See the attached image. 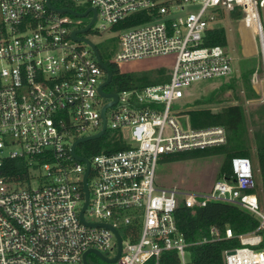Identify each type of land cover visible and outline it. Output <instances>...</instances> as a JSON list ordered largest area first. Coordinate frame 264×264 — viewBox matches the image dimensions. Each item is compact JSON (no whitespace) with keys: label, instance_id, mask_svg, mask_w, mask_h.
I'll return each mask as SVG.
<instances>
[{"label":"built area","instance_id":"built-area-1","mask_svg":"<svg viewBox=\"0 0 264 264\" xmlns=\"http://www.w3.org/2000/svg\"><path fill=\"white\" fill-rule=\"evenodd\" d=\"M70 1L74 7L51 3L90 10L80 16L54 10L47 0H0V264H85V253L88 262L93 250L110 259L118 256L114 264L158 262L164 251L177 250L186 264L191 243L179 230L175 210L180 202L195 207L210 201L238 205L260 221L239 234L230 226L222 234L213 225L203 241L235 236L241 245L224 250L226 264H264V197L251 190L256 185L251 158H233V175L217 177L206 190L166 186L157 175L164 154L227 141L224 125H184L186 108L173 103L194 81L232 75L226 46L202 44L221 10L240 6L243 22L257 23L255 36L263 48L259 9L264 0ZM187 4L200 7L186 11ZM92 8L95 20L87 32L77 33L80 37L113 30L141 11L151 15L117 30L119 49L112 63L119 72L153 59L172 64L165 83L121 92L104 86L118 95L105 109V128L103 107L114 100L99 92L106 72L91 46L72 35L93 20ZM103 128L95 139L108 133L119 148L113 142L91 153L86 143L95 139L75 144ZM6 159L25 160L27 174L5 173Z\"/></svg>","mask_w":264,"mask_h":264},{"label":"trees","instance_id":"trees-1","mask_svg":"<svg viewBox=\"0 0 264 264\" xmlns=\"http://www.w3.org/2000/svg\"><path fill=\"white\" fill-rule=\"evenodd\" d=\"M56 6L74 7L70 0H52ZM221 10L217 16L221 15ZM244 13L240 6L231 10L232 17H241ZM151 19L147 11H141L129 16L124 21L113 26V30L146 22ZM210 25L203 37V45H224L227 44V33L224 26L216 24ZM98 48V47H97ZM98 51L104 62L110 67L112 79L109 83V90L121 92L123 90L141 89L150 84L165 83L171 77V71L167 67H156L149 70L119 72L117 67L112 63V56L104 54L99 48ZM254 69L243 71V80L246 86V98L258 96L251 85L250 76ZM235 79L228 83L222 89L235 88ZM221 91V92H222ZM220 102L214 95L205 99L196 100L195 107L185 109L181 113L187 115L189 123L194 128H201L215 124H221L226 127L227 141L222 145L210 146L204 149H194L175 153L164 154L159 163L175 161L183 158H190L207 154H222L218 177L233 175V158L248 157L250 158V136L249 120L253 126H260L261 129L255 131L257 139L256 156L258 162L259 177L255 175L256 185L253 192H256L260 198L264 197V186L260 185V179L264 183V104L258 105L255 109L250 110L247 117L245 108L241 103H230L216 109L205 106L204 104ZM106 133L101 139L88 141L86 144L92 147L91 153L102 151L105 145L113 143L119 148L117 141L108 140ZM14 170H20V176L27 174L28 165L23 159H6L3 171L14 175ZM175 217L179 230L183 233L185 239L191 243L187 246L188 260L186 264H226L224 250L230 247L241 245L237 237L221 238L217 240L203 241L211 236V226L216 225L225 234L226 226H230L234 234L250 232L259 224V218L252 212L234 204L210 201L203 206L188 207L180 202L175 210ZM261 246H264V241ZM145 264H182L177 250L164 251L158 262L150 259Z\"/></svg>","mask_w":264,"mask_h":264},{"label":"rangeland","instance_id":"rangeland-1","mask_svg":"<svg viewBox=\"0 0 264 264\" xmlns=\"http://www.w3.org/2000/svg\"><path fill=\"white\" fill-rule=\"evenodd\" d=\"M200 5L187 4L186 11H197ZM260 18L264 26V7L259 9ZM244 13L241 17H232L231 11H222L217 19V23L226 29L227 44L226 49L232 56L233 73L230 77H211L192 82L189 86L184 88V96L178 101H175L174 107L180 109H190L195 107L196 100L205 99L208 96L214 95L220 99V102L204 104L214 109L228 105L230 103H241L245 108L247 117H249L250 110L255 109L260 104H264V51L255 33L244 26ZM253 28V27H252ZM255 29L253 28V31ZM119 31L110 28L105 29L99 33L94 30L86 33V36L93 41L96 46L106 55L116 56L119 45L117 36ZM133 70L141 71L154 69L156 67H167L172 70L170 59H153L146 63H136L127 65ZM254 69L250 76L252 87L255 89L258 96L253 98H246V86L243 80V71L246 69ZM257 73L260 83L256 82L254 74ZM235 79V88H227L222 91L226 84L233 82ZM110 87L108 86L107 89ZM222 91V92H221ZM181 122L184 125L189 123L187 115L181 117ZM249 121V136H250V158L252 160L255 175L259 177L258 162L256 156L257 139L254 135L255 131L261 127L253 126ZM223 160L222 154H207L199 155L190 158H183L175 161H168L159 163L157 167V175L160 183L166 186L176 185L182 189L206 190L210 188L214 180L218 177L219 168ZM260 185L264 183L260 179ZM188 256V254H187ZM90 264H114L107 263L99 256L90 253L88 256Z\"/></svg>","mask_w":264,"mask_h":264},{"label":"water","instance_id":"water-1","mask_svg":"<svg viewBox=\"0 0 264 264\" xmlns=\"http://www.w3.org/2000/svg\"><path fill=\"white\" fill-rule=\"evenodd\" d=\"M47 5H48V7H50V8H52V9H54V10H57V11H59V12H69V13H71V14H75V15H80V16H84V15H86L87 14V12L90 10V8L88 9V10H86V11H84V12H77V11H74V10H72V9H70V8H67V7H65V8H59V7H55L54 5H52V3H51V0H47ZM92 10L94 11V18H93V20L87 25V26H85L84 28H82V29H80V30H75V31H73V37L75 38V39H77V40H85L90 46H91V48L93 49V51H94V53L96 54V57H97V59H98V62H99V64L101 65V67L105 70V72H106V80L99 86V92H100V94H102V95H104V96H107V97H109V96H113L114 97V100L113 101H111V102H109V103H107L104 107H103V117H104V128H105V126H106V118H105V115H104V112H105V109L109 106V105H112V104H114L116 101H117V99H118V95L116 94V93H107V92H105L104 90H103V87L104 86H106V85H108L110 82H111V79H112V72H111V69H110V67L104 62V60L102 59V57H101V55H100V53H99V51H98V48H97V46H96V44L93 42V41H91L88 37H80V36H78L77 35V33L78 32H82V33H84V32H87L89 29H90V26L92 25V23H93V21L95 20V17H96V10L95 9H93L92 8ZM263 51H264V45H263ZM104 128H103V130H101L99 133H97V134H95V135H90V136H85V137H82V138H80V139H78V141H76L75 142V144L77 143V142H79V141H85V140H89V139H95V138H98V137H100L101 135H102V133H103V131H104ZM75 144L73 145V152H74V147H75ZM75 156L76 157H78V158H80V159H84V160H86V158H84V157H82V156H78V155H76V153H75ZM87 173H88V171H87ZM87 173H86V176H85V191H86V200L88 201V188H87V186H86V178H87ZM86 201V202H87ZM84 210V209H83ZM83 210H82V212H81V216H83ZM117 234H118V232H117ZM93 252L94 253H96L100 258H102L104 261H106L107 263H111V262H113V261H115L116 259H117V257H114V258H107L105 255H103L102 253H100V252H98V251H96V250H93ZM87 254L88 253H85V255H84V263L85 264H88V262H87Z\"/></svg>","mask_w":264,"mask_h":264},{"label":"bare ground","instance_id":"bare-ground-1","mask_svg":"<svg viewBox=\"0 0 264 264\" xmlns=\"http://www.w3.org/2000/svg\"><path fill=\"white\" fill-rule=\"evenodd\" d=\"M251 14H253V11L251 12ZM254 16H255V14H254ZM253 21H254V19H253ZM244 26L247 27V28H249L253 32V34H254L255 33V30L257 29V26L258 25H257L256 22H252V25L251 26L255 29L254 31H253V28L252 27H248L245 23H244Z\"/></svg>","mask_w":264,"mask_h":264},{"label":"flooded vegetation","instance_id":"flooded-vegetation-1","mask_svg":"<svg viewBox=\"0 0 264 264\" xmlns=\"http://www.w3.org/2000/svg\"><path fill=\"white\" fill-rule=\"evenodd\" d=\"M97 255V254H96ZM98 256V255H97Z\"/></svg>","mask_w":264,"mask_h":264}]
</instances>
